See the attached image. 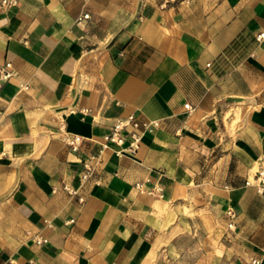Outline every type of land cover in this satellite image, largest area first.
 I'll list each match as a JSON object with an SVG mask.
<instances>
[{
  "label": "crops",
  "instance_id": "obj_1",
  "mask_svg": "<svg viewBox=\"0 0 264 264\" xmlns=\"http://www.w3.org/2000/svg\"><path fill=\"white\" fill-rule=\"evenodd\" d=\"M260 32L264 0L0 6V264H264ZM130 113L157 124L101 148Z\"/></svg>",
  "mask_w": 264,
  "mask_h": 264
},
{
  "label": "built area",
  "instance_id": "obj_2",
  "mask_svg": "<svg viewBox=\"0 0 264 264\" xmlns=\"http://www.w3.org/2000/svg\"><path fill=\"white\" fill-rule=\"evenodd\" d=\"M17 0H0V6H11L15 5ZM87 16V13L84 14V17ZM264 36V32H260L257 34V37ZM14 75V70L12 67V63L8 59L0 60V90L4 83L9 80V78ZM185 107L190 110V105L188 103L184 104ZM157 121L155 120H142L140 116L136 113H130L124 117L117 118L112 124L110 130L103 136V141L101 142V148H104L108 145V143H114L120 148L118 152L125 150L134 151L137 143L140 139V135L143 130L148 129L150 125H156ZM125 132V133H124ZM128 139L129 144L126 148H122L124 141ZM64 141L66 145L71 150H77L80 148L83 137L78 134H66L64 136ZM95 166L92 162V156L90 158H86L82 161V168L78 172L79 184L74 185L72 182L67 180H62L60 186L61 188L71 196H77L79 201H83L84 197L80 193L81 186L89 179H94L95 182H98L97 178H93L94 176ZM257 191L264 192V168L258 169L255 174ZM246 183H249V180H246ZM135 186L137 188H141V183L136 182ZM56 189V187H55ZM229 215L233 216L232 210H227ZM233 222L228 223V227L232 228ZM38 242L41 240H37ZM254 263L259 264V261L256 259L252 260Z\"/></svg>",
  "mask_w": 264,
  "mask_h": 264
}]
</instances>
